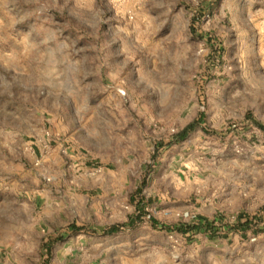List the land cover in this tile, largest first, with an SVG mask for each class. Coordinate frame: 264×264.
Listing matches in <instances>:
<instances>
[{
	"label": "rangeland",
	"instance_id": "obj_1",
	"mask_svg": "<svg viewBox=\"0 0 264 264\" xmlns=\"http://www.w3.org/2000/svg\"><path fill=\"white\" fill-rule=\"evenodd\" d=\"M197 2L0 0V264L37 263L35 243L46 233L32 224L38 207L20 199L32 168L33 189L52 201L51 218L64 211L92 221L78 234L60 229L51 264H264V231L209 238L174 229L203 206L233 219L264 205V131L245 118L264 126V5L219 0L205 15L202 31L223 48L210 67V48L190 32ZM201 101L213 132L197 127L153 161L154 143L195 117ZM47 103L70 131L59 138L112 156L109 167L67 170V180L71 172L77 180L68 188L40 177L61 168L32 167L21 142L45 137ZM103 171L117 180L94 183ZM141 179L159 226L146 215L103 234L106 223L133 212L129 196Z\"/></svg>",
	"mask_w": 264,
	"mask_h": 264
},
{
	"label": "trees",
	"instance_id": "obj_2",
	"mask_svg": "<svg viewBox=\"0 0 264 264\" xmlns=\"http://www.w3.org/2000/svg\"><path fill=\"white\" fill-rule=\"evenodd\" d=\"M219 0H198L197 4L192 10L190 17V32L193 37L203 40L207 47L210 48L207 55V64L210 67H214L221 62L223 48L221 47L220 41L216 36L213 35L211 31H202L200 27L201 20L205 15L212 13L216 7ZM200 108L198 109L195 117L189 120L183 127L178 131L172 133L167 141L166 139H160L154 143L153 150L150 154L151 159L154 161L160 153V149L165 144H176L184 140L190 132L194 131L197 127L202 129L204 132H213L205 125V111L203 108V103L201 101ZM245 118L252 120L254 124L261 130L264 131V126L252 119L250 114L247 113ZM150 167V165H149ZM150 168L147 170V172ZM146 186V179H141L136 189L130 194L129 201L133 204L134 210L131 214H128L126 220L122 222H115L107 225L102 229L103 234H114L121 230L130 229L137 225L143 217L148 216L150 223L153 226H159L158 222L154 217L149 215L146 207L151 203L150 197H145L143 195V188ZM162 228L166 230H171L172 227L164 224H160ZM60 229H64L70 234H76L86 230V225L75 224L74 222H69L68 224L58 227L55 229L53 235L44 236L39 244L37 253V263L36 264H51L50 256L54 245L61 240L63 236L60 233ZM174 229L180 233L194 234V233H204L209 238L214 237H227L230 233H239L245 235L248 232L256 234L258 232L264 231V205L261 206L254 213L238 212L233 219H226L222 214H216L209 218L203 215H196L195 219L191 222H182L176 224Z\"/></svg>",
	"mask_w": 264,
	"mask_h": 264
},
{
	"label": "crops",
	"instance_id": "obj_3",
	"mask_svg": "<svg viewBox=\"0 0 264 264\" xmlns=\"http://www.w3.org/2000/svg\"><path fill=\"white\" fill-rule=\"evenodd\" d=\"M258 1H259L258 4L264 5V0H258ZM43 101L45 102L46 100ZM45 107L46 109L44 113H42V115L45 118L43 122L44 127L42 129L40 128L41 129L40 131L45 134V137L42 136L40 139H37L35 140V142H33V139L26 140L25 136H23L22 137L23 142H21V145L24 146V150L26 151V154L29 156L28 160L32 167H33V163L36 165L40 164L41 167H44V165L50 167L51 164H56L57 166L58 165L60 166L59 168H61V170L59 169L60 171H55L54 175L51 176L48 175V177H46L45 174H42L40 175L41 178L47 179L51 177L53 179L54 185L56 186L64 185L66 186V188H68L70 187V185H68L67 181L72 182L77 180L74 177L75 175L71 174L74 172L68 173L69 180H67L65 176L67 170L74 171L76 169H81L85 171L87 168H92V165L109 167L110 162L108 160H110L112 156L96 154L90 148L85 149L84 147L76 146L72 142H70L71 139L69 138L68 140L66 136H62L61 138H59L60 133L65 134V133H69L70 131L69 129L68 130L65 129L64 123L57 120L59 118H56L57 112L54 109L53 104L47 103L45 104ZM22 123H25L26 127L33 128V126H30L31 123L29 121V117H23ZM49 141H51V143ZM65 165H67V169L64 168ZM46 172H49V169L48 171L45 170V173ZM36 173H37L36 171H34L33 173V168H32L28 180L29 185L22 186L20 191L22 192L20 193L22 195L20 199L26 201L32 207L34 205V208L38 207V210L36 212L34 211V216L32 219L33 225H42L41 230L42 231L45 230L46 235L54 234V229L56 227L55 225H60L58 227H61L68 224L69 222H74L75 224L92 225V221L89 215L86 216L80 215L74 218L75 214H70L69 212L63 211L61 215H57L56 220L54 219L55 217L51 218V216L53 215L51 211L52 207H50V202L52 201H50V197L47 195L48 194L47 190L41 189L38 191L36 189H33V174L36 177L38 176V174ZM80 175L84 179L90 177L84 172L83 173L81 172ZM110 175H111L110 173H106L105 171H103L102 175H99L94 178V183L102 182L103 178H107V177L110 179L112 178L114 181L117 180V177ZM63 190L69 192L68 189H63ZM64 194L68 197L71 196L69 195V193L67 194L66 192ZM38 203L39 205L37 206ZM111 205L112 204L109 202V206ZM214 213H215V207L211 205V207L209 208L204 206L201 207L199 212L197 211L196 215L200 214L211 218L215 215ZM112 223L115 222H108L106 223V225ZM43 237L44 236L40 237L39 241L35 243L37 253H38L40 241Z\"/></svg>",
	"mask_w": 264,
	"mask_h": 264
},
{
	"label": "built area",
	"instance_id": "obj_4",
	"mask_svg": "<svg viewBox=\"0 0 264 264\" xmlns=\"http://www.w3.org/2000/svg\"><path fill=\"white\" fill-rule=\"evenodd\" d=\"M131 17V16H130ZM48 179V178H47Z\"/></svg>",
	"mask_w": 264,
	"mask_h": 264
}]
</instances>
